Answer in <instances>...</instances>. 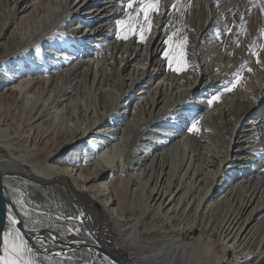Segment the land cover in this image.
Instances as JSON below:
<instances>
[{
  "label": "bare ground",
  "instance_id": "6f19581e",
  "mask_svg": "<svg viewBox=\"0 0 264 264\" xmlns=\"http://www.w3.org/2000/svg\"><path fill=\"white\" fill-rule=\"evenodd\" d=\"M69 1L4 0L0 13L3 232L11 210L36 264H113L96 250L95 206L150 264H211L217 249V264H264V95L225 91L237 67H209L225 24L208 16L177 72L163 56L174 0L145 41L117 38L138 0Z\"/></svg>",
  "mask_w": 264,
  "mask_h": 264
},
{
  "label": "rangeland",
  "instance_id": "374dc122",
  "mask_svg": "<svg viewBox=\"0 0 264 264\" xmlns=\"http://www.w3.org/2000/svg\"><path fill=\"white\" fill-rule=\"evenodd\" d=\"M169 1L171 0H160L158 10L149 14L150 28L144 21L143 12H137L136 19L133 22L132 20L130 21V24L134 25V27L126 32L127 39L132 34L141 41H145L149 33H152L153 20L158 15L162 21V25L158 26L156 34V39L159 40L169 14ZM69 2L73 4L75 0H70ZM11 4L10 2L6 5L4 0L0 1V13H4L3 18L6 20L9 18V7H11ZM172 5H174V8L172 13L169 14L171 19L168 25L172 47L182 44V51L185 54L188 52V47L192 43L194 44L193 41H195L196 35L197 37L200 36L199 38L208 40L210 35L206 34V36L204 33L200 35L196 30L201 27L208 16L214 17L213 21H221L225 25L221 29L217 28L222 36L210 48L213 54L209 67L211 68L217 60L230 66L235 65L237 69L234 90L240 95L244 94V97L249 100H254L259 93L264 95V90H262L264 77V14L261 12L264 0H174ZM139 7L140 3L138 9ZM74 23H77V21H74ZM141 26H144L145 29L143 39L140 37ZM34 29V19H30L21 26L22 32L27 34H31ZM124 35L125 33L120 38L125 41L127 39L123 38ZM180 50V48H177V51ZM217 68L219 67L217 66ZM56 179L64 182L70 180L63 175L56 176ZM83 196L86 205L90 207L93 200L86 193ZM89 211L90 219L93 218V225L98 231L100 242L103 243L102 246L107 252L119 257L123 264H127L126 261L131 262V264H137L135 256L145 259L144 263L146 264H150V261L156 259L152 254H147L143 246L129 244L128 240L121 238L114 224L115 220L109 212L101 210V208L99 211L95 206ZM193 230L194 228L186 230L184 243H192ZM217 250V253L213 250L212 256L214 259L211 264H217L215 261L222 257L221 250ZM161 258L166 260L162 256ZM159 261L160 263L162 262L161 260ZM156 263L159 264L158 261ZM161 264H174V261H166Z\"/></svg>",
  "mask_w": 264,
  "mask_h": 264
},
{
  "label": "snow or ice",
  "instance_id": "6c2138e0",
  "mask_svg": "<svg viewBox=\"0 0 264 264\" xmlns=\"http://www.w3.org/2000/svg\"><path fill=\"white\" fill-rule=\"evenodd\" d=\"M140 7L137 10L138 12H143V18L148 28L151 27V21L149 19V14L151 12L157 11L160 5V0H139ZM127 7L131 9L133 7V0H129ZM262 14H264V6L261 8ZM117 38H120V29L125 27V21L118 20L117 22ZM127 27L133 28L134 25L128 24ZM144 26L140 28V37L144 38ZM127 39V34L125 32L124 37ZM171 40L169 37L168 40H165V44L167 45ZM177 48H180V51H177ZM183 45H178L177 47H170L166 49L163 53L165 59L169 62V67H172V64L175 62L176 67L173 69L174 71L182 70V62L184 57V52L182 51ZM259 63V61H257ZM251 71V69H249ZM239 79V77H237ZM230 85V86H229ZM236 86V81L233 82H225L223 88L225 91H231L233 87ZM218 96L214 95L211 99L208 100L209 105L213 103L214 100H217ZM195 124H193L190 130H195ZM9 228L7 231L3 232V244L0 247V264H36L35 260L29 256H26V253H30L32 250L27 246V243L21 237L19 230L16 228L18 223L15 216L11 215V210H9L8 215Z\"/></svg>",
  "mask_w": 264,
  "mask_h": 264
},
{
  "label": "water",
  "instance_id": "95a60500",
  "mask_svg": "<svg viewBox=\"0 0 264 264\" xmlns=\"http://www.w3.org/2000/svg\"><path fill=\"white\" fill-rule=\"evenodd\" d=\"M6 208H7V201L4 195L3 177L0 173V247H1L2 232L5 228V223H6ZM16 227L19 230V232L23 235L24 229L19 221ZM96 250L99 251L106 258H108L113 264H122L121 260L118 257L108 254L104 249L97 248Z\"/></svg>",
  "mask_w": 264,
  "mask_h": 264
},
{
  "label": "trees",
  "instance_id": "16d2710c",
  "mask_svg": "<svg viewBox=\"0 0 264 264\" xmlns=\"http://www.w3.org/2000/svg\"><path fill=\"white\" fill-rule=\"evenodd\" d=\"M126 255V254H125ZM127 262V264H131V262H129V261H126Z\"/></svg>",
  "mask_w": 264,
  "mask_h": 264
}]
</instances>
